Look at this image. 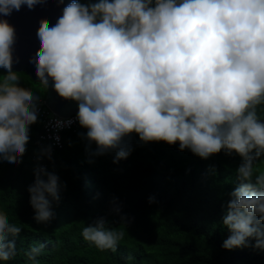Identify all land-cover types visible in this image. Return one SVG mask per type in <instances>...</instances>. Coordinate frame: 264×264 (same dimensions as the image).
Returning <instances> with one entry per match:
<instances>
[{
  "label": "clouds",
  "instance_id": "1",
  "mask_svg": "<svg viewBox=\"0 0 264 264\" xmlns=\"http://www.w3.org/2000/svg\"><path fill=\"white\" fill-rule=\"evenodd\" d=\"M43 2L0 0V162L22 163L40 100L13 70L16 32L2 17ZM37 37L39 50L29 62L39 86L48 89L51 81L59 97L77 103L75 120L87 130L88 146L96 145L95 155L115 152L114 163L126 159L132 151L127 138L135 133L143 143L178 142L188 159L221 151L239 156V183L228 193L216 231L220 248L264 250V171L256 167L264 157V120L257 113L264 105V0H71L55 25L39 21ZM44 107L58 116L45 100ZM54 123L62 129L73 120ZM65 130L60 145L47 140L61 147ZM43 135L42 120L40 138L46 140ZM50 153L43 149L37 160ZM44 166L33 169L27 189L37 224L54 218L52 203L60 199L59 178ZM189 166L174 179L195 190L196 168L204 167ZM21 231L0 210V260L15 256ZM81 235L115 252L125 231L98 218ZM44 247L25 253L32 264Z\"/></svg>",
  "mask_w": 264,
  "mask_h": 264
},
{
  "label": "trees",
  "instance_id": "2",
  "mask_svg": "<svg viewBox=\"0 0 264 264\" xmlns=\"http://www.w3.org/2000/svg\"><path fill=\"white\" fill-rule=\"evenodd\" d=\"M18 74L21 85L31 88L40 97L38 104L44 105L47 90L25 72ZM257 113L264 120V105ZM86 131L78 124L62 133L61 147L53 146L40 138L38 118L22 163L0 162V210L22 228L14 237L15 256L0 264H32L25 253L37 244L45 245L38 264H264V250L249 246L227 251L220 248L216 232L228 193L239 183V156L221 151L208 159H188L178 151V142L143 143L133 133L127 138L131 154L114 163L115 152L94 154L96 145L89 147L83 138ZM49 147L51 158L37 160ZM263 162L264 157L256 162L259 171H264ZM37 164L59 178L60 199L52 203L54 218L47 224L33 219L27 191ZM189 164L204 167L196 168L195 190L178 186L174 179V174L188 171ZM122 216L126 225L121 224ZM98 218L125 231L115 252L101 251L82 238V228Z\"/></svg>",
  "mask_w": 264,
  "mask_h": 264
},
{
  "label": "water",
  "instance_id": "3",
  "mask_svg": "<svg viewBox=\"0 0 264 264\" xmlns=\"http://www.w3.org/2000/svg\"><path fill=\"white\" fill-rule=\"evenodd\" d=\"M70 2L71 0H64L63 4H60L58 0H44L31 10L22 6L19 11H13L11 15L2 17L14 26L16 32L13 56L18 58L19 62L13 65L14 71L25 72L33 81L38 82L35 76V65L29 60L39 50L37 37L39 21L44 19L50 27L55 25L62 15L63 8ZM46 90L45 105L53 113L61 117H69L78 111L76 102L59 97L52 89L51 81Z\"/></svg>",
  "mask_w": 264,
  "mask_h": 264
},
{
  "label": "built area",
  "instance_id": "4",
  "mask_svg": "<svg viewBox=\"0 0 264 264\" xmlns=\"http://www.w3.org/2000/svg\"><path fill=\"white\" fill-rule=\"evenodd\" d=\"M37 107L39 111V118L43 120V130H44V135L42 136L43 139H50L53 141L54 145H60L61 143L60 133L63 130L70 129L71 127L76 126L78 124V121L75 120L76 113L70 117L62 118V117H58L56 115L50 114L49 111L42 104H38ZM56 119H62V120L71 119L73 120V123L70 126H65L62 129H57L54 123Z\"/></svg>",
  "mask_w": 264,
  "mask_h": 264
}]
</instances>
